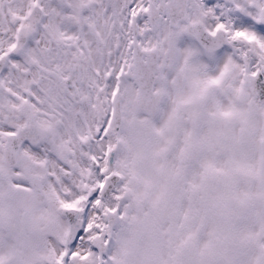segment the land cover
I'll return each instance as SVG.
<instances>
[{
	"label": "snow or ice",
	"instance_id": "snow-or-ice-1",
	"mask_svg": "<svg viewBox=\"0 0 264 264\" xmlns=\"http://www.w3.org/2000/svg\"><path fill=\"white\" fill-rule=\"evenodd\" d=\"M0 264H264V0H0Z\"/></svg>",
	"mask_w": 264,
	"mask_h": 264
}]
</instances>
